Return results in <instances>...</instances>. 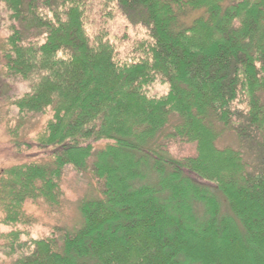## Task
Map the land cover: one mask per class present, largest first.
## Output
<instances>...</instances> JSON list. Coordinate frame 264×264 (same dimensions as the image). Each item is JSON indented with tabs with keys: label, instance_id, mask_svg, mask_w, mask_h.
Wrapping results in <instances>:
<instances>
[{
	"label": "trees",
	"instance_id": "trees-1",
	"mask_svg": "<svg viewBox=\"0 0 264 264\" xmlns=\"http://www.w3.org/2000/svg\"><path fill=\"white\" fill-rule=\"evenodd\" d=\"M0 2V70L29 89L0 169V264H242L191 247L209 236L264 256V0ZM69 170L94 187L71 226ZM38 221L51 233L33 239Z\"/></svg>",
	"mask_w": 264,
	"mask_h": 264
},
{
	"label": "rangeland",
	"instance_id": "rangeland-1",
	"mask_svg": "<svg viewBox=\"0 0 264 264\" xmlns=\"http://www.w3.org/2000/svg\"><path fill=\"white\" fill-rule=\"evenodd\" d=\"M102 0H91L93 6L98 5ZM126 23L120 18H116L114 21L108 24V29L112 35L122 36L123 34H132L130 31H125ZM11 22L8 20V12L5 6L0 2V42L1 40L10 34ZM135 37V36H133ZM131 37V38H133ZM122 47L125 48L123 43ZM124 51V50H123ZM28 85L16 78H7L3 75V71L0 70V169L8 167L15 162L10 160L12 157L10 152L11 149L10 142H12L11 136L8 134L9 127L16 128L19 125V114L17 109L12 105V102L23 96L28 91ZM167 92L165 85L156 84L149 91L152 96H162ZM31 118V117H30ZM28 118V122H25L23 126L18 130V139H31L35 136L37 132L42 128L45 118H38V116H33V118ZM14 139V138H13ZM170 151L175 157L193 156L195 155V148L190 145L182 144H172L170 146ZM207 162L210 165L218 164L217 158L213 154H209ZM120 166V165H119ZM124 176V175H122ZM63 184L66 191L67 212L64 223L68 226L74 225L78 221V213L76 214L75 202L81 198V196L87 193L90 189L93 190L94 187L87 184V178H83L75 174L73 171H67L65 173ZM88 187L90 188L88 190ZM264 202V196L262 197ZM257 212V209H254ZM9 232V230H7ZM29 237L33 239L47 237L51 233V224L47 221H38L32 230H26L29 233ZM25 241V237H22ZM191 247L195 250L203 251L208 249H216L221 256L233 263L240 262L242 264H261L264 261L263 254H259L258 258H255L249 252L243 253L239 250L237 244L231 241L230 245H221L218 238L209 236L205 239L193 238L190 241Z\"/></svg>",
	"mask_w": 264,
	"mask_h": 264
}]
</instances>
